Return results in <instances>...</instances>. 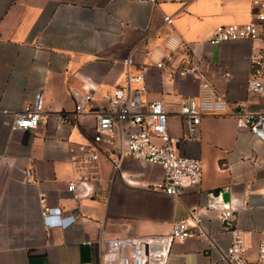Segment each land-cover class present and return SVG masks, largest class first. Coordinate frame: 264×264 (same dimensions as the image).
I'll use <instances>...</instances> for the list:
<instances>
[{"label":"crops","instance_id":"0c3cea01","mask_svg":"<svg viewBox=\"0 0 264 264\" xmlns=\"http://www.w3.org/2000/svg\"><path fill=\"white\" fill-rule=\"evenodd\" d=\"M251 21L250 0H0V264H101L99 239L165 234L211 201L234 208L232 215L220 220L204 209L198 227L170 245L165 264H218L231 230L240 233L244 264H258L264 146L227 115L202 116L188 138L178 109L198 86L177 68L195 64L191 52L180 48L163 70L144 56L174 34L190 44L198 67L231 105L262 113L264 99L247 90L246 79L260 65L254 56L264 40L206 43L217 25ZM138 73L139 98L161 101L175 152L200 161L199 184L177 197L161 191L160 166L124 158L114 168L117 149L91 142L103 96ZM82 83L91 86L92 99L75 114ZM138 86L129 83L131 90ZM38 89L43 118L29 129L11 126L10 115L28 108ZM91 145L97 158L83 165L90 178L73 197L66 189L79 168L73 160ZM40 192L50 208L43 217Z\"/></svg>","mask_w":264,"mask_h":264},{"label":"built area","instance_id":"2783aa9c","mask_svg":"<svg viewBox=\"0 0 264 264\" xmlns=\"http://www.w3.org/2000/svg\"><path fill=\"white\" fill-rule=\"evenodd\" d=\"M250 14L251 22L217 25L206 39V43L264 40V0H250ZM162 22L169 25L170 16H163ZM180 48L191 52L195 64L181 65L177 68V72L180 75H188L197 82L198 86L197 94L194 97L185 98L178 109L187 137H194L202 116L227 115L234 119L237 128H245L256 141L264 146V112L253 115L239 105H231L226 96L209 82L198 67L201 59L192 53L190 44L174 34H167L160 46L145 50L144 56L154 67L163 70L169 68L172 55ZM254 59L260 60V65L247 77L246 88L255 96L264 99V44L257 48ZM123 63L127 66L130 61L124 59ZM252 66L255 67V65ZM222 75L226 78L229 73L224 71ZM125 81L124 88L116 87L106 93L103 96L102 105L96 108L92 144L104 147L108 145L117 149V155L110 158L114 168L124 158L160 166L162 169L160 188L166 196L177 197L184 187L197 186L201 179L200 161L196 157L175 152L174 139L167 132V114L161 101H143L139 98L138 91L143 88L141 73L126 74ZM168 81H173V77H169ZM130 82L138 83L139 86L131 90ZM81 91L75 96V114L81 113L84 106L88 105L92 99L90 85L82 83ZM42 104V91L38 89L28 108L10 115L11 126L19 129L34 127L43 118ZM94 146L91 145V152L88 155L73 160L79 168L73 179L66 185V189L73 197H77L76 186L84 184L90 178L83 165L97 158ZM24 176L29 177L28 170L24 171ZM37 203L40 216L43 217L50 212V208L45 205L44 192L39 193ZM207 208L214 210L220 220L230 217L234 211L232 207L224 208L219 202L211 201L204 207L190 209L186 217L175 222L165 234L99 239L101 264H165L170 245L173 242L183 241L190 234L192 227L197 228L201 220L200 215ZM229 235L228 247L217 250V263L244 264L240 233L237 230H231ZM208 245L215 247L212 242ZM257 263L264 264V235L257 243Z\"/></svg>","mask_w":264,"mask_h":264},{"label":"water","instance_id":"95a60500","mask_svg":"<svg viewBox=\"0 0 264 264\" xmlns=\"http://www.w3.org/2000/svg\"><path fill=\"white\" fill-rule=\"evenodd\" d=\"M226 199V198H225Z\"/></svg>","mask_w":264,"mask_h":264}]
</instances>
